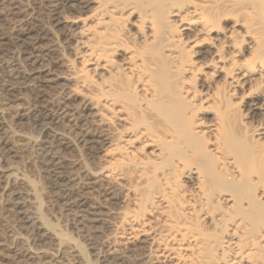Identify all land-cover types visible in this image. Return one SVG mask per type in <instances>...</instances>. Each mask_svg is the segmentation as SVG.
Masks as SVG:
<instances>
[{"label":"bare ground","instance_id":"6f19581e","mask_svg":"<svg viewBox=\"0 0 264 264\" xmlns=\"http://www.w3.org/2000/svg\"><path fill=\"white\" fill-rule=\"evenodd\" d=\"M41 2L49 4L56 25L81 24L72 48L78 64L62 63L67 75L54 79L66 80L68 93L81 95L82 121L92 129L82 141L107 157L99 174L123 190L130 208L109 222L74 190L77 174L70 170L74 164L66 166L62 135L49 132L59 119L50 114L52 102L40 100L42 92L36 90L34 124L44 137V166L64 206L77 208L79 221L96 229L107 223L133 246H148L150 264H264V13L259 4L75 0L71 8L88 12L76 22L55 12L58 2ZM24 10L29 23V7ZM36 23L40 34L30 33L31 50L52 33V23ZM65 40L70 47L72 38L67 34ZM22 47L19 51L31 56L33 51ZM244 51L247 58L241 57ZM12 71L32 80L54 74L37 67ZM196 77L201 88L219 86L224 95L191 89L187 81ZM41 83L56 85L49 79ZM233 99L240 101L246 121L233 116ZM5 142L0 128V145ZM23 211L25 227L44 236L39 216ZM112 247L98 255L102 264ZM256 251H262L258 259Z\"/></svg>","mask_w":264,"mask_h":264},{"label":"rangeland","instance_id":"374dc122","mask_svg":"<svg viewBox=\"0 0 264 264\" xmlns=\"http://www.w3.org/2000/svg\"><path fill=\"white\" fill-rule=\"evenodd\" d=\"M41 1L0 0V128L6 141L0 145V264H102L98 255L105 251L109 244L113 245L112 252H105L108 257L104 264H150L147 257L148 246L144 249L133 246L107 223L97 224L96 229L87 220L79 221L78 209L64 206L60 200L59 187L52 185L50 173L45 169L47 152L43 148L44 137L40 133V128L34 124L33 106L37 104L36 90L42 92L40 100L52 102L50 114L59 119L55 118L58 124L48 125L49 132L62 135V142L65 145L61 150L66 166L74 164L70 170L77 174L73 183L74 190L80 191L87 206H97L100 214L109 222L114 221L115 213L130 208L123 199V190L112 187L99 174L101 168L108 165L107 157L100 150H95L82 141L85 131L92 129L89 123L82 121L84 112L81 111V95L68 93L65 88L69 83L66 80L54 79V75H67L66 68L61 66L62 63L78 64L72 48L76 45L74 39L79 36L81 24L76 23L69 27L56 25L52 21L49 4ZM48 1L50 5L58 2L55 12L68 21L77 22L80 15L81 17L88 15V12H77L78 10L71 8L74 7L75 0ZM245 1L259 4L260 15L264 13V0ZM25 6L29 7L32 22L27 23L25 20L23 14ZM37 21L44 26L52 23L49 25L52 33L38 41L36 45L38 48L34 47L31 50V36L35 35L36 31L38 33L33 35L34 38L40 34L37 30ZM17 31L26 34L22 35ZM67 34L72 38L68 43L70 47L65 40ZM235 36L241 49H245L246 41L242 35L238 32ZM22 46L33 51L30 53L32 57L27 54L29 51L24 54L19 51L24 50ZM7 48H10L11 52L5 51ZM241 57L247 58V51L242 52ZM15 67L22 71L36 67L47 68L54 74L35 75L34 80L30 77L22 79L13 73L12 68ZM200 73H205L202 67ZM90 76L96 78L91 73ZM205 76L208 82L213 83L212 74ZM45 79H49V84L55 82L56 85L40 86L43 85L41 80ZM187 84L199 93L224 95L219 86L217 88L212 86L209 90L201 88L197 77L188 79ZM38 85L40 87H37ZM232 101L234 104L230 109L235 119L242 118L246 121L240 101L235 99ZM252 123L254 122L248 125ZM244 128L247 130L248 126L244 124ZM20 210L34 212L39 216L38 221L42 224L44 236H38L33 230L25 227ZM151 225L146 223V227ZM113 237L116 238L115 241L109 239ZM255 253L254 259H258L262 251Z\"/></svg>","mask_w":264,"mask_h":264}]
</instances>
